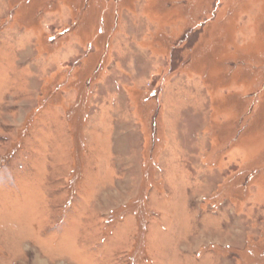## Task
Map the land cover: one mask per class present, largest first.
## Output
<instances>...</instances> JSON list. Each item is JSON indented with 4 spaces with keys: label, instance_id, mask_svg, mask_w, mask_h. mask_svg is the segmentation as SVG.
I'll use <instances>...</instances> for the list:
<instances>
[{
    "label": "rangeland",
    "instance_id": "rangeland-1",
    "mask_svg": "<svg viewBox=\"0 0 264 264\" xmlns=\"http://www.w3.org/2000/svg\"><path fill=\"white\" fill-rule=\"evenodd\" d=\"M0 264H264V0H0Z\"/></svg>",
    "mask_w": 264,
    "mask_h": 264
}]
</instances>
